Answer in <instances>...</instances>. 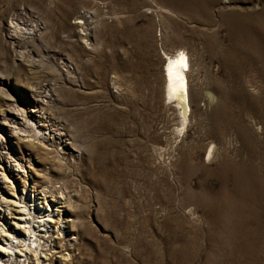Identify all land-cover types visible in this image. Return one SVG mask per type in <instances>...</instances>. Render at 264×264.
<instances>
[{"label":"rangeland","instance_id":"rangeland-1","mask_svg":"<svg viewBox=\"0 0 264 264\" xmlns=\"http://www.w3.org/2000/svg\"><path fill=\"white\" fill-rule=\"evenodd\" d=\"M49 187L27 264H264V0H0V229Z\"/></svg>","mask_w":264,"mask_h":264},{"label":"bare ground","instance_id":"bare-ground-1","mask_svg":"<svg viewBox=\"0 0 264 264\" xmlns=\"http://www.w3.org/2000/svg\"><path fill=\"white\" fill-rule=\"evenodd\" d=\"M189 71H190V63H189V60L187 59L184 52H178L177 55H175L174 57H171L166 62L165 68H164L165 99L166 100L170 99L172 103L176 104L178 111H179V117L183 122V127L185 126V123L187 121H188V125H189L190 116H191L190 92H189V81H188V72ZM63 91H62L63 95H66L67 97H69V101L63 105H69V102L72 100L71 98L73 96H76V95H73L74 93L73 94L70 93L69 90H67L68 92H66V91L63 92ZM211 98H213V96H211ZM51 112H54V110L49 109L48 111H46V113L44 114V115H47L46 121H44L45 119L44 120L41 119V121H40V123L43 124L41 126H43L44 128L48 127V125H47L48 122H53V120H54L53 117L58 116L57 111H56L57 112L56 114H52ZM188 112H189V116H188V119H186ZM74 115H75L76 119H77V117H79V115L76 112ZM58 120H60V119H58ZM39 126L37 127L36 130L33 128V126H31L29 128L32 130L34 129L36 132L38 129H40ZM79 127H81V126H79ZM39 131L41 132V130H39ZM47 132H44L43 135L46 136ZM80 133H82V135H88V134H85V132L82 130H78V132L76 134L81 135ZM43 135L41 136V138L44 139L45 141L48 140ZM31 137L35 138L36 136L33 135ZM36 139H38V138H36ZM49 140H50V138H49ZM73 144H75V143L73 142ZM29 146H31V145L29 144ZM34 148L37 149L38 151L41 149L40 146H36ZM212 153H213L212 150H210L209 155H208V159H210L212 157ZM5 180H7L6 177H5ZM46 190L47 191H43V193L45 194V201H46L45 206L46 207L49 206L48 207L49 209H47L46 207H45V209H41L43 212H41V210H37V209H33V211H32L30 209V204H28L31 202V198H32V200H33L32 203H35L36 205H38L39 203H36L37 200H40L39 199L40 196L38 194L37 195L35 194L33 196V194H30V192L25 193L24 195L26 196V198L24 196V197H21L19 199V202L13 201V203L15 204V207L19 208V211H17L19 214V217H17V219H16L17 221L15 220V223L13 224V228H8V225H7V226H5L6 230H5V227L0 229V264H22V258L24 259V257L26 259L24 261L25 263H23V264H27V261L29 262V255H31L33 257L34 256L40 257L39 262H40V260H43V262L49 260V259H47L48 250H45L46 244L40 242L41 240H44L43 238H45V237L43 236V238H40L39 236L36 235V233L45 232L46 233L45 236L47 237V234L50 232V230H48V228L54 227L51 225V223L61 224V222H60L61 216L60 215H59L60 217H58V216L56 217V220L50 219V217H52V218L55 217V215H54L55 210L54 209L60 208V205L62 203H64L61 201H64L65 199H64V190L63 189H56L55 187H49V188H46ZM47 199H50L48 201H50L52 205L47 204ZM27 200H29V202ZM10 203H12V201H10ZM10 203H8L9 204L8 206L12 205ZM20 203L25 204V207L23 208L24 210H20L22 208V206H20ZM53 207H55V208H53ZM26 208H28V210ZM50 212L53 214V216L51 215ZM5 217H6L5 215H4V218L0 215V226L5 225L4 224V220H6ZM46 217H48L47 220H44ZM35 224H37V226H35ZM45 229H46V231H45ZM32 238L35 239L34 242H31ZM33 239H32V241H33ZM38 254H39V256H38Z\"/></svg>","mask_w":264,"mask_h":264}]
</instances>
